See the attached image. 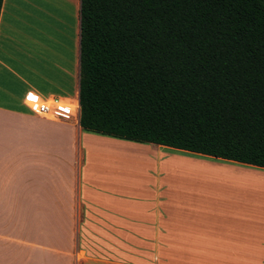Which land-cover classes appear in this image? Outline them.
I'll list each match as a JSON object with an SVG mask.
<instances>
[{
	"label": "crops",
	"instance_id": "1",
	"mask_svg": "<svg viewBox=\"0 0 264 264\" xmlns=\"http://www.w3.org/2000/svg\"><path fill=\"white\" fill-rule=\"evenodd\" d=\"M81 7L3 0L0 264H264L263 168L30 109L29 93L80 103Z\"/></svg>",
	"mask_w": 264,
	"mask_h": 264
},
{
	"label": "trees",
	"instance_id": "2",
	"mask_svg": "<svg viewBox=\"0 0 264 264\" xmlns=\"http://www.w3.org/2000/svg\"><path fill=\"white\" fill-rule=\"evenodd\" d=\"M81 21L84 131L264 169V0H82Z\"/></svg>",
	"mask_w": 264,
	"mask_h": 264
},
{
	"label": "built area",
	"instance_id": "3",
	"mask_svg": "<svg viewBox=\"0 0 264 264\" xmlns=\"http://www.w3.org/2000/svg\"><path fill=\"white\" fill-rule=\"evenodd\" d=\"M26 101L30 109L43 118L78 121L81 116V106L77 100H65L58 97L43 99L34 93H29Z\"/></svg>",
	"mask_w": 264,
	"mask_h": 264
},
{
	"label": "rangeland",
	"instance_id": "4",
	"mask_svg": "<svg viewBox=\"0 0 264 264\" xmlns=\"http://www.w3.org/2000/svg\"><path fill=\"white\" fill-rule=\"evenodd\" d=\"M99 158L100 159H110V158H112L113 159V157H109L108 155H101V156H99ZM116 159H120V160H123V161H127V160H134V159H130V158H128V157H122V156H119V157H117Z\"/></svg>",
	"mask_w": 264,
	"mask_h": 264
}]
</instances>
